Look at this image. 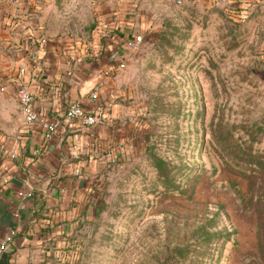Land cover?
<instances>
[{"label": "rangeland", "instance_id": "1", "mask_svg": "<svg viewBox=\"0 0 264 264\" xmlns=\"http://www.w3.org/2000/svg\"><path fill=\"white\" fill-rule=\"evenodd\" d=\"M117 35L123 145L84 176L64 262L264 264L261 0H0V161L20 68Z\"/></svg>", "mask_w": 264, "mask_h": 264}, {"label": "crops", "instance_id": "2", "mask_svg": "<svg viewBox=\"0 0 264 264\" xmlns=\"http://www.w3.org/2000/svg\"><path fill=\"white\" fill-rule=\"evenodd\" d=\"M121 37H111L102 46L95 41L88 53L48 47L39 62L23 65L15 75L17 83L32 85L36 110L61 118L63 129L45 141L37 124H22V134L14 141L16 156L10 153L0 161V243L13 235L0 264H67L62 238L86 202L84 176L116 157V143L123 145L119 118L126 105L115 99L122 72L98 74L117 63L119 57L112 60V45ZM72 100L103 111L104 121H67L64 115ZM21 191L32 195L23 197Z\"/></svg>", "mask_w": 264, "mask_h": 264}, {"label": "built area", "instance_id": "3", "mask_svg": "<svg viewBox=\"0 0 264 264\" xmlns=\"http://www.w3.org/2000/svg\"><path fill=\"white\" fill-rule=\"evenodd\" d=\"M137 39L142 40V35H138ZM120 52L114 51L113 59L118 57ZM127 66V60L125 57L118 58L116 64H111L109 67L102 69L98 74L113 75L116 71L124 70ZM16 98L21 105L23 111V125L28 127L32 124H37L41 130L45 141H51L59 135V132L63 129V122L59 117H49L44 113H40L35 108V91L30 82H20L15 90ZM67 121L81 120L86 124H97L103 122L105 114L101 110H95L93 107H86L79 100H72L68 104L65 115ZM12 156L16 154L13 152ZM20 195L23 197L31 196L32 191H21ZM13 241V235H9L2 243H0V258L4 252V249L10 242Z\"/></svg>", "mask_w": 264, "mask_h": 264}]
</instances>
